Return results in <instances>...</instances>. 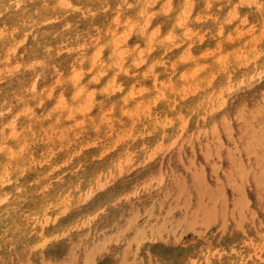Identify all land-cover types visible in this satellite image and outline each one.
<instances>
[{
  "label": "rangeland",
  "instance_id": "374dc122",
  "mask_svg": "<svg viewBox=\"0 0 264 264\" xmlns=\"http://www.w3.org/2000/svg\"><path fill=\"white\" fill-rule=\"evenodd\" d=\"M0 264H264V0H0Z\"/></svg>",
  "mask_w": 264,
  "mask_h": 264
},
{
  "label": "bare ground",
  "instance_id": "6f19581e",
  "mask_svg": "<svg viewBox=\"0 0 264 264\" xmlns=\"http://www.w3.org/2000/svg\"><path fill=\"white\" fill-rule=\"evenodd\" d=\"M172 40V33L168 34L167 36H165L164 38V42L165 43H168L169 41ZM252 145V144H251ZM165 214V213H164Z\"/></svg>",
  "mask_w": 264,
  "mask_h": 264
}]
</instances>
